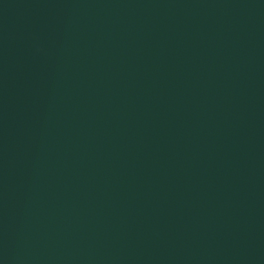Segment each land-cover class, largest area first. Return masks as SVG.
<instances>
[{
    "label": "water",
    "instance_id": "95a60500",
    "mask_svg": "<svg viewBox=\"0 0 264 264\" xmlns=\"http://www.w3.org/2000/svg\"><path fill=\"white\" fill-rule=\"evenodd\" d=\"M0 264H264V0H0Z\"/></svg>",
    "mask_w": 264,
    "mask_h": 264
}]
</instances>
